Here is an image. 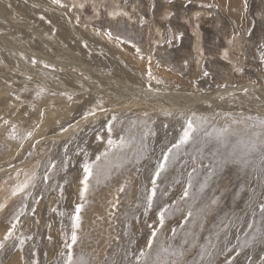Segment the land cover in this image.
Listing matches in <instances>:
<instances>
[{
    "label": "rangeland",
    "instance_id": "obj_1",
    "mask_svg": "<svg viewBox=\"0 0 264 264\" xmlns=\"http://www.w3.org/2000/svg\"><path fill=\"white\" fill-rule=\"evenodd\" d=\"M82 1L0 0V264H264V0Z\"/></svg>",
    "mask_w": 264,
    "mask_h": 264
},
{
    "label": "snow or ice",
    "instance_id": "obj_2",
    "mask_svg": "<svg viewBox=\"0 0 264 264\" xmlns=\"http://www.w3.org/2000/svg\"><path fill=\"white\" fill-rule=\"evenodd\" d=\"M53 2H59V0H53ZM109 35L111 36V33H109ZM47 67V65H46ZM205 75H207V73H205ZM94 115V113H92ZM199 118L197 117H193L192 119H189L187 120V128L186 130L183 132V135L182 137L180 138V142L179 144L175 145L176 148H179L181 145H184V144H187L191 139H192V136H193V133L197 131V124H196V121L198 120ZM261 126L264 127V121H261ZM109 132L112 131V127L111 125H109V128H108ZM227 129H224L222 132L219 133V137L218 138H223L225 137L226 133H227ZM31 135V133H29V136ZM108 144L110 147H113L115 146V142L111 139H109L108 141ZM120 146H123V141H121V145ZM171 152L172 150L169 149L168 150V155H165L163 158H162V162L159 164L158 166V171L155 173V179L152 181V189H151V193L150 195H148L147 197V200H148V206L151 207V204H152V201L155 199L156 197V191H157V188H156V181L159 180L160 178V175L163 171L166 170V167L169 163V157L171 156ZM107 155V154H105ZM52 168H55V165H51ZM84 173H85V179L83 180V185H84V193H87L88 191V180L89 178L92 176L93 174V165H90V164H87L85 163L84 164ZM35 174H33V177L32 179H35ZM45 179H48V177L46 176ZM29 187V183L28 182H24V183H21V184H18L16 186V188L14 189V192L13 194H18V193H21V192H24L26 188ZM188 193L186 192L185 193V196H187ZM82 207V206H81ZM81 207H78L76 209V216H75V223H74V227L78 228L79 227V224H80V216H79V212L81 210ZM261 211L264 212V207L261 208ZM165 212H167V209H164V211H162L160 213V219H161V226L163 224V219H164V214ZM189 216H191V213H189ZM18 222V221H17ZM16 225L13 224L12 225V229H15ZM12 236V231H9L8 234H7V238H11ZM153 239H155V233H153ZM71 240H72V243L75 244L76 243V240H77V236L75 233L72 234V237H71ZM71 247V246H69ZM0 248H3V244H0ZM149 248H151V244H149ZM167 251V250H165ZM141 257H145V253H141ZM68 264H77L76 261L73 260L72 256L69 255L68 256ZM80 264H82V261L80 262Z\"/></svg>",
    "mask_w": 264,
    "mask_h": 264
},
{
    "label": "bare ground",
    "instance_id": "obj_3",
    "mask_svg": "<svg viewBox=\"0 0 264 264\" xmlns=\"http://www.w3.org/2000/svg\"><path fill=\"white\" fill-rule=\"evenodd\" d=\"M74 2L78 3L79 5H81V2H84L82 0H74ZM96 2V1H95ZM99 3V2H98ZM82 7V5H81ZM112 13V12H111ZM114 14V12L112 13ZM46 38V37H45ZM47 39V38H46ZM5 48H6V45H4ZM7 51V50H6ZM25 65V64H24ZM127 88V87H126ZM129 89V88H128ZM139 89V88H138ZM127 90V89H126ZM134 92V91H133ZM136 93V92H135ZM221 94V93H220ZM222 96V95H221ZM223 97V96H222ZM221 97V98H222ZM216 98V99H215ZM211 99H215L217 100L218 99V95L217 96H208V97H203L202 100H201V103L204 104L201 109L206 111L207 113H214L216 111H218L220 108L218 107V105H216L215 103H213L215 100H211ZM178 107V106H177ZM225 113V112H224ZM229 125V124H228ZM232 126V125H231ZM239 127L235 126L234 128V125H233V129L229 130V132L231 131V135L234 137L237 136L238 132H240L239 130ZM228 134V133H227ZM240 134V133H239ZM231 136V137H232Z\"/></svg>",
    "mask_w": 264,
    "mask_h": 264
}]
</instances>
